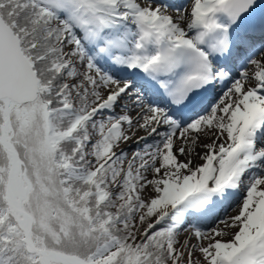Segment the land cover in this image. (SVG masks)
<instances>
[{
  "label": "snow or ice",
  "instance_id": "snow-or-ice-1",
  "mask_svg": "<svg viewBox=\"0 0 264 264\" xmlns=\"http://www.w3.org/2000/svg\"><path fill=\"white\" fill-rule=\"evenodd\" d=\"M189 4L0 0V264H264V7Z\"/></svg>",
  "mask_w": 264,
  "mask_h": 264
},
{
  "label": "rangeland",
  "instance_id": "rangeland-1",
  "mask_svg": "<svg viewBox=\"0 0 264 264\" xmlns=\"http://www.w3.org/2000/svg\"><path fill=\"white\" fill-rule=\"evenodd\" d=\"M139 134H141V133H139ZM139 134H138V135H139ZM149 142H151V140H149ZM121 147H123L125 151L130 152V151L133 150V148H134L135 146L132 145L131 142H129L128 144L121 145ZM234 207H235V204H234ZM234 207H233V208H234ZM233 208L230 210V213H228L226 216H228V215H235V212H233ZM224 217H225V216H224ZM222 218H223V217H222ZM209 226H211V225H209ZM181 238H183V237H181Z\"/></svg>",
  "mask_w": 264,
  "mask_h": 264
},
{
  "label": "bare ground",
  "instance_id": "bare-ground-1",
  "mask_svg": "<svg viewBox=\"0 0 264 264\" xmlns=\"http://www.w3.org/2000/svg\"><path fill=\"white\" fill-rule=\"evenodd\" d=\"M188 3H189V0H186V2H184L183 6H184V5H189V6H190V4H188ZM138 134H139V133H138ZM199 162H200V161L197 160V163H199Z\"/></svg>",
  "mask_w": 264,
  "mask_h": 264
}]
</instances>
